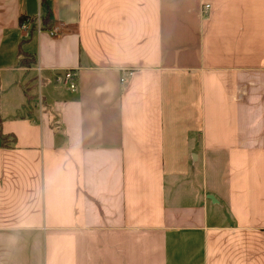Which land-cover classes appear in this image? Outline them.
I'll list each match as a JSON object with an SVG mask.
<instances>
[{
	"label": "crops",
	"instance_id": "0c3cea01",
	"mask_svg": "<svg viewBox=\"0 0 264 264\" xmlns=\"http://www.w3.org/2000/svg\"><path fill=\"white\" fill-rule=\"evenodd\" d=\"M46 4L0 0V264H264V0Z\"/></svg>",
	"mask_w": 264,
	"mask_h": 264
},
{
	"label": "trees",
	"instance_id": "16d2710c",
	"mask_svg": "<svg viewBox=\"0 0 264 264\" xmlns=\"http://www.w3.org/2000/svg\"><path fill=\"white\" fill-rule=\"evenodd\" d=\"M43 4L45 7V16L42 19V29H51L53 27L54 22L52 21V19L50 18V9L46 4V0H43ZM22 21L25 19V17L21 18ZM20 54V64L21 65H28L30 63H32L34 61V57L30 56L29 54H27L26 52L23 51H19ZM2 142L4 145H8V141L11 142V145L13 144V142L15 141V136L13 135H3L2 136Z\"/></svg>",
	"mask_w": 264,
	"mask_h": 264
},
{
	"label": "built area",
	"instance_id": "2783aa9c",
	"mask_svg": "<svg viewBox=\"0 0 264 264\" xmlns=\"http://www.w3.org/2000/svg\"><path fill=\"white\" fill-rule=\"evenodd\" d=\"M209 7L208 4L205 5V10ZM42 29V28H40ZM51 33L56 34L59 32L58 27H53L49 30ZM129 74L131 75L132 72L130 71ZM76 77L77 73L74 70H67L62 77H58L59 81H62L69 85V87L73 90L76 89L77 83H76ZM125 78H122V81L124 82Z\"/></svg>",
	"mask_w": 264,
	"mask_h": 264
},
{
	"label": "rangeland",
	"instance_id": "374dc122",
	"mask_svg": "<svg viewBox=\"0 0 264 264\" xmlns=\"http://www.w3.org/2000/svg\"><path fill=\"white\" fill-rule=\"evenodd\" d=\"M42 19H43L42 16H36V17L32 18L31 23H32L33 27H35L36 29L42 28V26H43Z\"/></svg>",
	"mask_w": 264,
	"mask_h": 264
}]
</instances>
